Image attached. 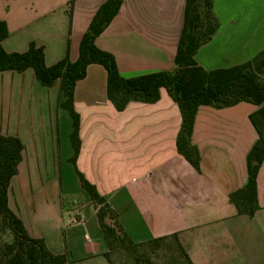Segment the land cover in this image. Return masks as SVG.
Masks as SVG:
<instances>
[{
  "label": "crops",
  "instance_id": "0c3cea01",
  "mask_svg": "<svg viewBox=\"0 0 264 264\" xmlns=\"http://www.w3.org/2000/svg\"><path fill=\"white\" fill-rule=\"evenodd\" d=\"M104 2L0 0L8 31L1 46L23 52L33 42L42 47L47 66L66 56L75 61L81 37ZM184 10L185 0H123L95 44L114 56L122 77L173 71ZM213 11L219 27L195 54L203 68L243 63L264 49V0H213ZM106 85L107 72L97 63L75 83V166L105 197L127 236L135 243L175 240L187 264H264V159L256 178L258 209L240 214L229 201L247 182V154L258 139L249 115L257 107L240 102L197 108L190 137L200 156L196 169L177 151L182 117L164 87L157 101L131 100L118 111ZM59 101L58 83L41 86L30 68L0 72V134L23 145L7 204L30 236L66 255L65 264H137L104 256L108 248L93 203L89 215L64 206L60 179L56 194L46 193L50 180L41 175L52 171L56 179L61 170L59 118L66 111Z\"/></svg>",
  "mask_w": 264,
  "mask_h": 264
},
{
  "label": "trees",
  "instance_id": "16d2710c",
  "mask_svg": "<svg viewBox=\"0 0 264 264\" xmlns=\"http://www.w3.org/2000/svg\"><path fill=\"white\" fill-rule=\"evenodd\" d=\"M73 1L70 0L71 3ZM122 1L105 0L99 6L81 37L75 61H70L66 56L48 66L44 64L42 47L33 42H29L23 52H6L1 41L8 31L5 22L0 20V72H22L30 68L41 86L50 87L58 83L59 107L67 111L71 118L69 139L73 152L69 161L81 187L97 209L96 215L108 248L104 256L109 262H114L111 251L118 242L119 248L122 247L124 251L129 248L127 256L132 258L133 263L148 264V259L144 257L154 252L164 238L133 242L124 232L105 197L76 169L75 161L80 148L79 115L73 108L76 81L85 77L89 64L102 65L107 72V96L118 111L123 110L131 100L147 103L157 101L159 88L164 87L177 103L182 117L176 138L177 151L196 169L200 156L190 143V137L197 108L201 105L221 108L240 102L254 104L257 108L249 118L258 139L247 154V182L229 194V201L238 213L252 214L258 209L256 178L264 159V49L243 63L226 68H203L196 61L195 54L211 40L219 27V21L213 11V0H185L183 27L174 55V70L122 77L114 56L95 44L96 37L117 14ZM22 150L23 145L18 137L0 134V264H65L66 255L50 252L42 238L30 236L21 219L7 204L9 182L17 172ZM144 246L145 250L140 252L139 248Z\"/></svg>",
  "mask_w": 264,
  "mask_h": 264
},
{
  "label": "rangeland",
  "instance_id": "374dc122",
  "mask_svg": "<svg viewBox=\"0 0 264 264\" xmlns=\"http://www.w3.org/2000/svg\"><path fill=\"white\" fill-rule=\"evenodd\" d=\"M59 119L61 170L59 172L58 169L57 172L54 171L56 172V179H53L54 174L52 173V171L47 172L45 175H41L42 178L45 177L50 180V184L47 187L46 193L47 195L49 194V197L53 194H56V190H59L60 179L62 187L60 196L61 200L63 201V205H76L82 207L85 211V214L89 215L93 206L92 201L85 190L81 187L79 178L67 156L68 153L72 154V148L69 139V134L71 132V118L67 111H62ZM20 175L18 181L20 179ZM19 190L20 196H22L21 194L25 195V189L19 188ZM13 195L17 197V191L15 189L13 190ZM54 197L56 196H53V198ZM145 247L146 246H144V248L140 247L139 251H144ZM130 248L132 249V247ZM128 249L127 251H124L122 247L119 248V244L118 242H116L114 249L111 251V258L117 263L124 261L133 262L132 258L130 256H127ZM173 249L174 252L172 253ZM144 259H148V264H187L185 258L181 256V252L177 250L176 241L172 239L160 243L159 247L155 248L154 252H149L148 255L144 257Z\"/></svg>",
  "mask_w": 264,
  "mask_h": 264
},
{
  "label": "built area",
  "instance_id": "2783aa9c",
  "mask_svg": "<svg viewBox=\"0 0 264 264\" xmlns=\"http://www.w3.org/2000/svg\"><path fill=\"white\" fill-rule=\"evenodd\" d=\"M73 222L75 223H80L81 221L80 220H76V219H72Z\"/></svg>",
  "mask_w": 264,
  "mask_h": 264
}]
</instances>
